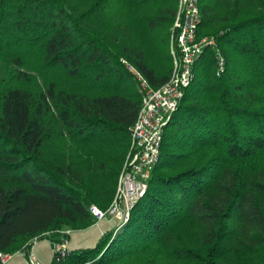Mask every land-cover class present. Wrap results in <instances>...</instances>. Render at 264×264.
<instances>
[{"label":"trees","instance_id":"16d2710c","mask_svg":"<svg viewBox=\"0 0 264 264\" xmlns=\"http://www.w3.org/2000/svg\"><path fill=\"white\" fill-rule=\"evenodd\" d=\"M198 1L225 72L208 49L129 222L51 264H264V0ZM177 12L178 0H0V252L69 241L96 223L92 207L110 209L142 104L123 61L165 85ZM233 222L260 231L255 251L228 247Z\"/></svg>","mask_w":264,"mask_h":264},{"label":"built area","instance_id":"2783aa9c","mask_svg":"<svg viewBox=\"0 0 264 264\" xmlns=\"http://www.w3.org/2000/svg\"><path fill=\"white\" fill-rule=\"evenodd\" d=\"M202 16L198 0H178V12L172 27L171 57L172 74L160 88L151 86L146 77L133 66L123 61L135 76L142 97L138 118L130 129V151L119 177L118 189L110 209L102 212L96 207L91 211L96 222L110 219L117 222L114 237L127 224L138 202L145 197L153 172L160 163L165 130L177 111L184 90L196 79V66L208 49L216 51L217 76L226 70V58L218 49L216 36L199 34ZM224 32L220 33L222 36ZM71 235L70 230L62 232ZM67 240L54 243V255L65 257L69 252ZM15 255L28 258L30 264H40L31 251L6 254L0 252L2 264H7Z\"/></svg>","mask_w":264,"mask_h":264},{"label":"crops","instance_id":"0c3cea01","mask_svg":"<svg viewBox=\"0 0 264 264\" xmlns=\"http://www.w3.org/2000/svg\"><path fill=\"white\" fill-rule=\"evenodd\" d=\"M116 226V221L110 219L101 220L89 229L72 232L66 246L69 251L93 249L103 237L113 234ZM31 253L40 264H51L54 259L53 243L49 240L35 242ZM7 264L30 263L26 256L15 255Z\"/></svg>","mask_w":264,"mask_h":264},{"label":"rangeland","instance_id":"374dc122","mask_svg":"<svg viewBox=\"0 0 264 264\" xmlns=\"http://www.w3.org/2000/svg\"><path fill=\"white\" fill-rule=\"evenodd\" d=\"M211 36H215V35H211ZM158 44H160L159 41H158ZM158 44L155 43V46L157 48H158ZM170 44H171V40H170ZM161 48H163V45ZM170 50H171V45H170ZM219 51H221V50L219 49ZM168 65H171V61L168 62ZM1 72H2V68L0 66V74H1ZM198 72H199V70H198ZM118 183H119V181H118ZM117 189H118V186H117ZM228 230L232 231V233H233V235L231 236L232 239L227 244L228 247L232 248V250L244 249L247 252H250V251H255L258 248L255 245L256 240H251V239L256 238L259 235H261L260 231L249 230L250 232L248 233L244 227H242V226H240V224H236L234 222L230 224ZM197 231H201V230L197 229Z\"/></svg>","mask_w":264,"mask_h":264}]
</instances>
